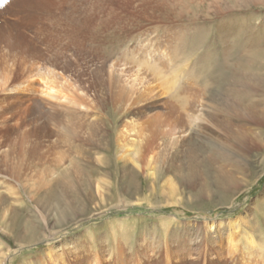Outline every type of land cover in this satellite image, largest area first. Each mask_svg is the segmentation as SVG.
Here are the masks:
<instances>
[{
  "label": "rangeland",
  "instance_id": "1",
  "mask_svg": "<svg viewBox=\"0 0 264 264\" xmlns=\"http://www.w3.org/2000/svg\"><path fill=\"white\" fill-rule=\"evenodd\" d=\"M55 1L70 2L52 18L44 14V36L36 31L42 0L0 1V264H120V250L126 264H162L167 249L175 264H237L241 248L264 244L262 2L173 0L165 14L157 0H101L108 24L98 46L68 38L69 19L91 18L97 0H45ZM225 23L232 32L227 46L246 43L235 61L262 54L260 69L235 74L229 98L231 87L212 58L222 49ZM114 55L126 77L143 63L150 87L168 93L163 101L175 107L164 140L167 162L152 155L151 166L142 167L134 153L117 147L123 121L121 114L114 118L120 109L112 105L105 69ZM42 64L86 94L93 114L45 99L43 83L28 80ZM225 99L235 119L220 120L232 122L234 141H222L242 148L240 158L227 146L217 154L195 135L175 141L187 124L182 115L203 106L223 111ZM134 112L126 121L139 122ZM42 115L58 118L48 123ZM47 124L55 130L48 145L61 146L49 152L43 151ZM36 148L39 156L28 157Z\"/></svg>",
  "mask_w": 264,
  "mask_h": 264
},
{
  "label": "bare ground",
  "instance_id": "2",
  "mask_svg": "<svg viewBox=\"0 0 264 264\" xmlns=\"http://www.w3.org/2000/svg\"><path fill=\"white\" fill-rule=\"evenodd\" d=\"M100 1L101 0H97L98 4L93 5L91 18H89L88 14L83 13V15H78L79 17L77 15H74V17H72V19H69L70 21H68L69 22L68 27L70 28V32L68 34V38H69L70 44H72V45L79 44V43L84 44V42L87 41V42H91L92 45L94 43V44H97L99 46V43H101L100 42L101 27L104 24H108V23H106L107 21L106 20L104 21L103 18L101 17L100 12H101L102 7L100 4ZM152 1L153 0H148L149 3ZM157 1L160 2L158 4H161V6H160L161 8L160 7H158V8H160V10H162V12H164L165 14H167L166 12H167V10H169V8L173 9L172 3H170V5H169L172 7H169L167 9V7H168L167 4H169V2H171L173 0H157ZM213 1H212V3H214ZM65 2H67L69 4L70 1L45 2V0H44V2H43V0H42V2H38L39 8H38V13L36 11V13H37V19H36L37 29H36V31L38 34H40V36L45 35L43 32L45 30V21L47 18L46 16L48 15V16H50V18H52L51 16L54 15L53 10L55 8L57 10L61 9V7L64 6L63 3L65 4ZM233 2H234V5L237 7L239 4H240L239 6H241L242 3L252 5V4H255L257 2L258 3L262 2L261 4L264 5V0L263 1H261V0L260 1H258V0H233ZM186 4H187V2H185L183 7H185ZM188 5H190V4H188ZM226 8H225V10H226ZM74 10H76V9H74ZM183 10H184V8H183ZM45 13H47V15H44ZM194 14L195 13H193V15ZM86 19L90 20V23L88 25L85 22ZM190 19H192V18H190ZM194 19H195V17H194ZM225 25H223V31H222V47H221L222 49L219 52H215L214 56H212V54H211V56H212V58H214L215 64L217 63V66L219 67V71L222 72L221 75H222V78L224 80L223 82H225L226 85L231 87V89L229 91L230 94L228 96V98H229V97H231L230 96L231 93H232V95L235 93V91H234L235 89H232V87L234 86L232 84L235 82L234 81L235 74L236 73L239 75H243L246 73L251 74L255 70L260 69L262 67V65H261L262 54H254L251 57L242 58V59H239L238 61H235V54L238 56L242 52L243 48H246V43L242 46L240 44H237L236 46H233V47L227 46L226 42H227L228 37L231 35L232 32H231V29H229L230 28L229 24L225 23ZM52 26H53V24H52ZM244 33H245V29H242L241 33L237 34V36L239 37ZM85 36H86V40H84ZM112 46H113V44H110L109 48L111 49ZM219 53H220V55H218ZM113 54H114V52H113ZM114 57H115V55L105 63V69H106V75L109 79V88H110L111 93H112V95H111L112 105L114 106V108L120 109V110L114 111L115 116H116L114 118L116 119L117 116L121 114L120 119L122 117L121 120L123 121L121 126H119V130L117 129L118 131L116 133L117 147L119 146L123 150H128V151L134 153L135 156L137 157L136 158L137 162H139V164H141L142 167L150 164V163L148 164V162H146V161H148L147 160L148 158L151 159L152 155H154V157H156V158H160V159H156V161L160 160L163 163L167 162L165 159L167 158L166 145L168 142L166 143L164 140L166 139L167 134H168L166 131V128H169L171 126L170 122H171V119L175 113V107H173L170 104V101H163L164 96L170 98L168 93H167V95H165V94H162L160 92H157L156 90H154L153 88L150 87L151 84L148 83V77H146V72H148V71H147V69H145V66L143 65V63L142 64L139 63L137 66V70L131 76L126 77L125 74L122 73L123 71L118 69V66L114 64V62H115ZM233 62L236 63V65H233ZM153 66L155 67V65H153ZM150 68H153V67H150ZM28 76H29L28 80H31V79L38 80L39 79L41 81V83H43L42 91H39V92L42 94L43 97H45V99L48 98L49 100H52V102H54L56 105L58 103L65 104V106H69L70 108L72 107L74 111L79 112V113L83 112L86 115L94 112L96 107L91 103V101L89 100V98L86 94H83V92L79 91L78 89L74 90V89H72V87H69L67 85L68 83L66 84V82L64 81L65 78H63L62 74H59L55 71L48 69L45 66V64L40 65V67H38L36 70H31V72ZM74 84H76V83H74ZM174 84H176V82ZM28 86H30V84ZM176 89H177V87L172 88V90H176ZM25 90H27V92H29V93L32 92V90L27 89V88ZM36 91H37V89H36ZM176 97H177V94L174 98H176ZM229 102L230 101H227L225 99V101L223 103L224 104L223 111L218 110L219 111L218 112L215 109L213 110L207 106L206 107L203 106L202 108L197 109V111H193L192 113L188 112L184 116L182 115V117L184 119L183 121L187 124H185L183 130L178 133L177 137L175 138V141L176 142H182L188 136L195 135L196 137L203 140L205 144L212 145L214 151L217 154H219V153L221 154V148L223 146H227L229 148V149L227 148L228 152L233 153V154L237 152L238 153L237 155L240 158L241 157L240 155L242 154V151H243L242 148H241L242 150L238 147L234 149V147H231L229 145V143H223V141H222V137L224 138V140L234 141V137H233V133H232L233 130L230 129V127L232 126V122H231V125H228L227 123H224L222 120H220V115L222 118H227V119L230 118L227 121H231V120L235 119V114H234L235 111L233 109L234 104H231ZM118 105L123 106V108H118ZM72 108H71V110H72ZM164 108H166L165 111H159V109H164ZM132 110H136V112L133 113V116L131 117V119L133 117L136 118V120L139 121L137 123H135V122L130 123V122L126 121V119H128V117L130 115H132ZM151 110H156V112L154 114H151V116H149L148 112H151ZM59 113H60V111H59ZM72 113H73V111H72ZM42 118H44V116ZM56 118H58V117L55 115L49 116V117L47 116L46 121L48 123L49 122H55ZM177 118L180 120V116H178ZM57 123H58V121H57ZM48 125L49 124L45 125L46 127H48V130L46 133V135H47L46 139L44 138L45 136L43 137L45 139V144L43 143V145H44L43 151H44V148L46 147L47 152H49L48 150H50L51 147H56V145L58 146V144H59V143L55 144V145L52 144L53 146L51 144L48 145L50 138L54 137V134L52 132L55 131L54 129H53L54 131H52V129H49ZM84 125H85V123H84ZM115 125H117V124H115ZM113 126H114V124H113ZM52 127H54V126L52 125ZM57 128L59 129V126ZM114 129L115 128H113V130ZM49 130H51L52 132H50ZM64 131H63V133H64ZM57 134H58V132H57ZM66 134H67V132H66ZM75 134H78V133H76V131H75ZM64 135H65V133H64ZM66 140H67V138H66ZM103 140H104V138H103ZM63 141L64 140L62 139V142ZM71 141H73V140H71ZM215 149H217V150H215ZM81 150H82V148H81ZM37 156H39V154L37 153V148H36L33 151H31V153L29 154L28 157L36 158ZM78 157H79V155H78ZM63 159H64V156L61 154L59 157V160H63ZM149 166H151V165H149ZM145 174H147V173H145ZM20 178H21V176H19V179ZM220 180H226V179L222 178L221 172H220ZM59 233L60 232H58L56 234L59 235ZM56 234H52V235H56ZM47 238H48V236L45 239H47ZM49 239H50V237H49ZM252 243H255V242H252ZM49 247H51L50 250H54L58 246L50 245ZM9 254H10V252H9ZM118 254L120 255V264H126V262L123 258L125 256H123L121 250L119 251ZM163 258H164V263H162V264H175V262L171 258V254H169L168 249L164 250ZM5 262H6V259L3 260L2 264H4ZM237 262H238L237 264H264V244H256L255 246L247 244V246H244L243 248L240 249V251L238 253ZM100 264H102V263H100Z\"/></svg>",
  "mask_w": 264,
  "mask_h": 264
},
{
  "label": "built area",
  "instance_id": "3",
  "mask_svg": "<svg viewBox=\"0 0 264 264\" xmlns=\"http://www.w3.org/2000/svg\"><path fill=\"white\" fill-rule=\"evenodd\" d=\"M0 1H2V2H5V3H6V1H7V0H0Z\"/></svg>",
  "mask_w": 264,
  "mask_h": 264
}]
</instances>
